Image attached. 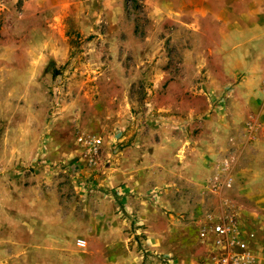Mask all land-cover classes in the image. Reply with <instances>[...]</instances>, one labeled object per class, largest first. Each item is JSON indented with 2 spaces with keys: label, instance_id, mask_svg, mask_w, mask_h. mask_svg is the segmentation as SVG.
Instances as JSON below:
<instances>
[{
  "label": "rangeland",
  "instance_id": "obj_1",
  "mask_svg": "<svg viewBox=\"0 0 264 264\" xmlns=\"http://www.w3.org/2000/svg\"><path fill=\"white\" fill-rule=\"evenodd\" d=\"M23 3L0 0V264H216L199 232L223 214L259 264L264 207L239 177L254 127L230 125L213 44L164 10L181 2L78 0L59 30ZM29 26L59 51L41 76Z\"/></svg>",
  "mask_w": 264,
  "mask_h": 264
},
{
  "label": "crops",
  "instance_id": "obj_2",
  "mask_svg": "<svg viewBox=\"0 0 264 264\" xmlns=\"http://www.w3.org/2000/svg\"><path fill=\"white\" fill-rule=\"evenodd\" d=\"M179 1L182 5L180 9L176 8L175 10L172 3L164 8L165 12H184L188 19L197 23L200 42L204 46L213 44L210 53L220 62L224 75L231 79L229 91L232 95L227 107L231 110L228 118L232 122L230 125L239 126L251 122L254 127L250 142L255 155L251 164L243 165L242 176H239L241 179L243 178V185H240V189L245 191V194L242 195L243 198L264 207V190L262 194L261 190L254 191L258 186L264 189V0ZM77 2L78 0H24L23 4H25V14L29 12H58L56 13L58 16L54 17L55 21L50 23V28L59 30L61 14L77 12ZM43 30L38 26H29L25 30V36L27 35V40H29L28 44L39 46L28 48L26 62L29 63L28 70L32 76L33 74L41 76L48 63L59 62L57 56L59 51L54 54L56 56H49L48 59L44 57L43 46L48 42L41 35ZM56 43L58 44V42ZM219 87L225 86L219 83ZM213 123L216 124V121L214 120ZM214 130L218 133V128L214 127ZM247 148L244 144H237L235 150H238L239 158L242 155L245 156L244 151ZM253 168H256L257 171H254ZM195 169L200 172L204 168ZM255 173H258L259 178ZM253 175L256 176L255 179H251ZM263 232L264 229L258 231L260 243L263 241L261 238ZM257 244L261 251L257 254V262L264 264V246Z\"/></svg>",
  "mask_w": 264,
  "mask_h": 264
},
{
  "label": "built area",
  "instance_id": "obj_3",
  "mask_svg": "<svg viewBox=\"0 0 264 264\" xmlns=\"http://www.w3.org/2000/svg\"><path fill=\"white\" fill-rule=\"evenodd\" d=\"M217 179L214 177L215 181ZM223 185L230 187V179H227ZM249 237H253V234ZM199 238L201 243L212 248V256L216 264H254V257L248 250L249 240L240 234L232 215L208 216V221L199 232ZM172 263L173 261L167 258H163L162 262L158 261V264Z\"/></svg>",
  "mask_w": 264,
  "mask_h": 264
}]
</instances>
